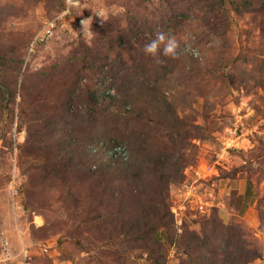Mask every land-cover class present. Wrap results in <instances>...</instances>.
Masks as SVG:
<instances>
[{
  "label": "rangeland",
  "instance_id": "rangeland-1",
  "mask_svg": "<svg viewBox=\"0 0 264 264\" xmlns=\"http://www.w3.org/2000/svg\"><path fill=\"white\" fill-rule=\"evenodd\" d=\"M25 248L264 264V0H0V264Z\"/></svg>",
  "mask_w": 264,
  "mask_h": 264
},
{
  "label": "clouds",
  "instance_id": "clouds-1",
  "mask_svg": "<svg viewBox=\"0 0 264 264\" xmlns=\"http://www.w3.org/2000/svg\"><path fill=\"white\" fill-rule=\"evenodd\" d=\"M83 23V22H82ZM180 45L176 38L170 34H167L163 31L155 32L152 39H150L143 46V52L146 56H151L154 59H157V62H161L159 57H171L176 58L181 54V51L187 52L189 49L187 46L183 50H179ZM193 55H196L195 51L192 52Z\"/></svg>",
  "mask_w": 264,
  "mask_h": 264
},
{
  "label": "built area",
  "instance_id": "built-area-1",
  "mask_svg": "<svg viewBox=\"0 0 264 264\" xmlns=\"http://www.w3.org/2000/svg\"><path fill=\"white\" fill-rule=\"evenodd\" d=\"M48 249H49V247L48 248L44 247L43 252H45V251L48 252ZM30 258L31 257L29 255V250H27L25 248V249H23V258L20 261H18V264H31ZM59 264H68V263H66L65 260H61V263H59Z\"/></svg>",
  "mask_w": 264,
  "mask_h": 264
},
{
  "label": "crops",
  "instance_id": "crops-1",
  "mask_svg": "<svg viewBox=\"0 0 264 264\" xmlns=\"http://www.w3.org/2000/svg\"><path fill=\"white\" fill-rule=\"evenodd\" d=\"M244 194V193H243Z\"/></svg>",
  "mask_w": 264,
  "mask_h": 264
}]
</instances>
